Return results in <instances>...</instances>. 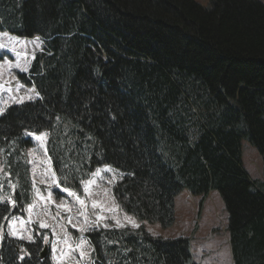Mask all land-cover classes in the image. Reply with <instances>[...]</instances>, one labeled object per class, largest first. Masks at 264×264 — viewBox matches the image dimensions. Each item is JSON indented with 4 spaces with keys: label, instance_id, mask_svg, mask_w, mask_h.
<instances>
[{
    "label": "trees",
    "instance_id": "16d2710c",
    "mask_svg": "<svg viewBox=\"0 0 264 264\" xmlns=\"http://www.w3.org/2000/svg\"><path fill=\"white\" fill-rule=\"evenodd\" d=\"M1 31L45 44L19 74L39 97L0 116V264H58L40 259L46 230L28 243L7 229L35 200L29 132L78 194L102 165L121 171L114 198L136 221L171 226L182 190L219 191L231 264H264V181L241 157L248 139L264 158L262 0H0ZM86 238L94 264H199L189 238L144 225Z\"/></svg>",
    "mask_w": 264,
    "mask_h": 264
},
{
    "label": "rangeland",
    "instance_id": "374dc122",
    "mask_svg": "<svg viewBox=\"0 0 264 264\" xmlns=\"http://www.w3.org/2000/svg\"><path fill=\"white\" fill-rule=\"evenodd\" d=\"M196 1L204 6L211 3V0ZM44 42L41 36L17 38L7 32H0V115L12 104L31 101L36 97L35 89L23 83L19 74L31 76L29 69L32 59L37 52L43 51ZM12 85L19 89H13ZM32 138L34 145L28 149L27 158L31 166L35 200L26 208L25 220L15 221L13 218L8 230L16 238L32 242L35 239L36 226L42 228L41 224L47 225L48 227L42 228L51 237H46L44 241L51 248L46 254L55 263L94 264L92 246L86 238V232L105 225L137 227L136 225L141 224L154 236L189 238L191 256L199 264L232 263L226 231L228 211L219 191L212 190L202 196L191 195L187 190H182L175 198V219L171 226L136 221L133 216L120 209L114 198L113 185L123 178L121 171L104 165L83 183L82 194L68 189L84 202L81 204L62 191L67 188L57 184L58 180L48 155L47 135L40 134ZM261 155L252 142L248 139L242 140L241 157L244 169L252 179L264 181V158ZM98 171L99 175H95ZM90 181L94 183L89 184ZM85 186L88 188L87 192Z\"/></svg>",
    "mask_w": 264,
    "mask_h": 264
},
{
    "label": "snow or ice",
    "instance_id": "6c2138e0",
    "mask_svg": "<svg viewBox=\"0 0 264 264\" xmlns=\"http://www.w3.org/2000/svg\"><path fill=\"white\" fill-rule=\"evenodd\" d=\"M37 95H39V93H37ZM106 170H107V171H111V169H106ZM95 175H99V171H98ZM58 183H59V182H57V184H58ZM91 183H94V181H90V182H89V184H91ZM62 191L67 192V194H68L69 196H72V197H74L75 199H77V200L79 201V203H81V204L84 203L82 200L79 199V197H78L75 193L69 191L68 189H62ZM87 191H88V188H87V186H85V192H87ZM49 198H50V194H49ZM41 199H43V197H41ZM9 203H10L11 205H13V206H14V204H15V202H14V201H11L10 198H9ZM93 206H94V207L96 206L95 203H94ZM57 207H60V206H57ZM66 210H67V209H66ZM101 219H103V217H101ZM130 222H131V221H130ZM40 226H41L42 228H43V227H48V226L45 225V224H41ZM136 226H138V225H136ZM105 227H106V225H105ZM28 239H31V237H28Z\"/></svg>",
    "mask_w": 264,
    "mask_h": 264
},
{
    "label": "water",
    "instance_id": "95a60500",
    "mask_svg": "<svg viewBox=\"0 0 264 264\" xmlns=\"http://www.w3.org/2000/svg\"><path fill=\"white\" fill-rule=\"evenodd\" d=\"M41 255L43 256L44 255V252Z\"/></svg>",
    "mask_w": 264,
    "mask_h": 264
}]
</instances>
